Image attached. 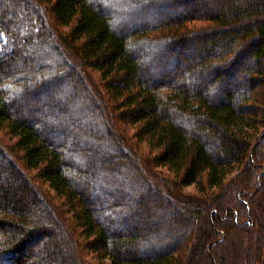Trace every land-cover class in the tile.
<instances>
[{
    "label": "trees",
    "instance_id": "1",
    "mask_svg": "<svg viewBox=\"0 0 264 264\" xmlns=\"http://www.w3.org/2000/svg\"><path fill=\"white\" fill-rule=\"evenodd\" d=\"M103 1L0 0V264H264V0Z\"/></svg>",
    "mask_w": 264,
    "mask_h": 264
},
{
    "label": "rangeland",
    "instance_id": "2",
    "mask_svg": "<svg viewBox=\"0 0 264 264\" xmlns=\"http://www.w3.org/2000/svg\"><path fill=\"white\" fill-rule=\"evenodd\" d=\"M94 1V3L95 4H97V5H100V4H102L103 5V7L104 8H106V7H108V5H107V3L106 2H104L103 0H93ZM136 10H139V11H136L135 12V18L134 19H138V21H144V16H142V13H141V10H142V8L140 9H137L136 8ZM141 16H142V18H141ZM201 24H203V22H201V21H197V22H195L194 23V25H196V26H198V25H201ZM122 25V24H121ZM126 27V26H125ZM92 73H93V77H95L96 78V80L98 81V83L99 84H101L102 83V81H101V79H100V76H99V74L98 73H96V72H93L92 71ZM242 81V82H241ZM241 81L240 82H238L239 83V86H241V85H243V84H246V81L245 80H242L241 79ZM20 109L22 110V112H23V115L26 117V118H28V119H31V117L33 116V115H35V114H39L40 113V109L41 110H43L44 108L43 107H37L36 109H30V108H26V107H20ZM132 143H135L136 142V140L135 139H132V140H130ZM136 144L138 145V146H140V148H141V152L143 153V155L142 154H140L139 152V156H142V157H147V156H149V150L148 149H146V147L144 146V144H140V143H138V142H136ZM232 168V169H231ZM230 168V172L231 171H233L235 168L234 167H231ZM149 169H150V171L152 172V173H154L156 176H158V178H163V182H166V183H170V181L169 180H172V177H171V175L166 171V169L165 168H162V167H151V166H149ZM9 171V169L7 170V172ZM233 173V172H232ZM231 173V174H232ZM172 184L174 185V187H176V183L172 180ZM38 185L41 187V189L43 190V192L45 193V195H48V196H50V198L54 201V204H56V205H59L60 206V208L63 210V208H62V205H61V202H60V200H58V199H56V198H54V195H53V192L52 191H49V189L44 185V184H42L41 182H38ZM178 189H179V192H181V193H185V194H188V195H192V196H194V197H196V188L194 187V186H187V187H178ZM64 214H65V217H66V219L68 220V222L71 224L72 223V229L74 230V232H75V234H76V236H77V239H78V241H79V244H80V247L82 248L81 250H82V252L84 253V257H85V259L87 260V262H88V264H103V262H101V261H99V260H97V259H95L94 258V256H93V254H90L87 250H86V248L84 247V243H85V241H84V239L82 238V236L80 235V228L77 226V224H75V223H73L72 222V217H71V213L69 212H64ZM57 236H58V234H57V232H52L51 234H50V238H52L53 240L54 239H56L57 238ZM58 239V238H57ZM56 239V240H57ZM33 248H34V246H33Z\"/></svg>",
    "mask_w": 264,
    "mask_h": 264
}]
</instances>
